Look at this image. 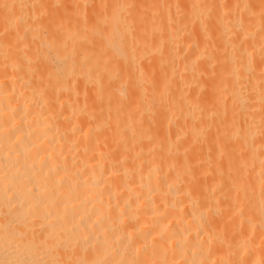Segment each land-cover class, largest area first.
I'll list each match as a JSON object with an SVG mask.
<instances>
[{"label":"bare ground","instance_id":"6f19581e","mask_svg":"<svg viewBox=\"0 0 264 264\" xmlns=\"http://www.w3.org/2000/svg\"><path fill=\"white\" fill-rule=\"evenodd\" d=\"M0 264H264V0H0Z\"/></svg>","mask_w":264,"mask_h":264}]
</instances>
